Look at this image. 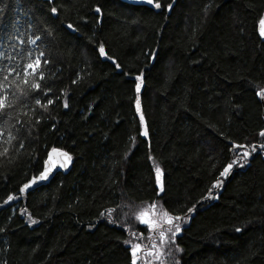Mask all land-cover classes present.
Wrapping results in <instances>:
<instances>
[{
  "label": "trees",
  "instance_id": "obj_1",
  "mask_svg": "<svg viewBox=\"0 0 264 264\" xmlns=\"http://www.w3.org/2000/svg\"><path fill=\"white\" fill-rule=\"evenodd\" d=\"M154 2L0 0V264H264V0ZM53 147L71 169L21 193ZM152 202L185 218L171 253Z\"/></svg>",
  "mask_w": 264,
  "mask_h": 264
},
{
  "label": "snow or ice",
  "instance_id": "obj_2",
  "mask_svg": "<svg viewBox=\"0 0 264 264\" xmlns=\"http://www.w3.org/2000/svg\"><path fill=\"white\" fill-rule=\"evenodd\" d=\"M146 2L149 5H152L154 3V0H146ZM155 7L156 8H160L161 5L159 2H155ZM173 7V5L169 4L168 8L171 9ZM0 11H2V9H0ZM97 12L100 11L99 8L96 9ZM51 12L53 14H55L57 12L56 8H52ZM259 24V34L261 37H264V17H261L260 20L258 21ZM73 26L71 24L68 25V28H72ZM37 39H39V37H37ZM29 43H35V40L29 41ZM101 55H105V50L103 48V46L100 47L99 49ZM41 56L44 55V53L40 54ZM44 63H48L47 60L44 61ZM41 65V61L39 59V57H37V59L35 60V63H29L27 65V69H31L32 73L34 74L37 69L40 67ZM117 67H119V65H117ZM26 69V70H27ZM43 74H41V79H43ZM5 79H7V77H5ZM136 85H135V89L137 93H140L141 91V85H142V75H138L136 76ZM25 83H27V80H25ZM33 89H39L40 88V84H33L32 85ZM257 95L260 96L261 98H264V90H261L259 92H257ZM41 102L40 100L36 101V104L39 105ZM53 101L52 100H48V104H52ZM8 105L6 104V97H0V110H3L7 107ZM65 107H68L67 102H65ZM46 107V106H45ZM136 110L137 112H140V97L139 95L136 98ZM140 121L141 124L144 123V117L143 115L140 116ZM145 135H147V133H144ZM259 135L261 137H264V131H261L259 133ZM237 148H241L244 147L243 145H237ZM262 149H264V144H262L260 146ZM7 151V149H5V152ZM55 151V149L53 150ZM252 152H255L256 149L253 147ZM251 153L249 151H244L242 153V157L244 158V162L246 163L247 160L246 158L250 155ZM68 160H71V157L68 156L67 153L63 154ZM239 159L233 160L231 163L227 164L226 167L223 168V171L220 172V176L221 177H227L230 174V171L232 170L233 166L239 163ZM45 164H47V161H45ZM66 166V165H64ZM242 166V165H241ZM50 169L48 167H45L44 170L40 173L39 179L40 180H44L47 179L48 177V173H49ZM156 173H157V184H160V168L159 166H156ZM36 178H34L32 181H30L28 184L23 185V187H21L20 192L24 193L26 189H28L31 184L36 183ZM221 181L218 179L213 185V188H219L221 186ZM161 191H163V188L161 187ZM209 195L211 196V189H209ZM15 197L12 195H9L7 200L5 201V203H8V201H12ZM151 209V212H149L147 209H142L141 211L135 213L136 219L141 223L144 224L148 227L149 231L152 233H157L159 234V240L158 243L160 245H163L165 247L168 248V252L171 253V247L170 245L175 244V239L178 233L181 232V221L184 220V217H181L179 215H175L173 216L172 214H170V212L168 210H163L162 206L159 205L157 202H152L149 206ZM195 205L192 208L188 209V213H191L195 210ZM109 213L111 214V212L113 211L112 209L108 210ZM101 215H103V213H101ZM30 223H36L35 220H30ZM242 229L237 228L236 231L240 232ZM125 244L130 246V256H131V262L130 264H138V261H140L141 257H140V253L141 251H143L142 249V245L139 243H131L130 240H125L124 241ZM153 249L156 248V245L154 244ZM175 251L176 252H180L182 251V249L179 248V246L175 247ZM149 255H155V253L150 252ZM159 260V257H157V261ZM176 264H179V261L176 262Z\"/></svg>",
  "mask_w": 264,
  "mask_h": 264
},
{
  "label": "water",
  "instance_id": "obj_3",
  "mask_svg": "<svg viewBox=\"0 0 264 264\" xmlns=\"http://www.w3.org/2000/svg\"><path fill=\"white\" fill-rule=\"evenodd\" d=\"M45 1L51 2L52 0H45ZM149 6L155 8V10H158L159 9V8H156L155 7V2L152 5H149ZM257 33H258V35H259L260 38L264 39V37H261L260 34H259V24L257 25ZM54 149H55V151H53ZM64 153H67L68 156L71 157V160H68L63 155ZM45 161H47V164H45ZM72 164H73V158H72V156H71V154L69 152H67L66 150H64L62 148H58V147L51 148L48 151L47 155H46V158H45V160L43 162V165H42L41 170L36 175H34L33 177H30L29 180L26 181L23 184V185L28 184L30 181H32L34 178H36V181L37 182L34 183V184H31V186L28 189H26L25 192L32 191L33 189H35V188H37L39 186H42V185L47 184L59 172H61V173L62 172L67 173L71 169ZM247 164H248V162H247ZM64 165H66V166H64ZM241 165L242 166L244 165V160L240 164V167H242ZM45 167H48L50 169V171L48 173V177H47V179L40 180L39 179L40 173L44 170ZM233 169L234 168H232V170ZM232 170L230 171V174H231ZM229 175H228V177H229ZM220 181L222 182L220 188L219 189L218 188L213 189V191L215 193L214 196H213V194L211 192V196L208 195L206 198L202 199L201 201H205V200L209 201V200H212V199H214V200H217L218 199L221 190L223 189L225 183L228 181V178L225 181H223V180L220 179ZM23 185H22V187H23ZM197 205H198V203L195 206H197ZM190 220H191V216L189 217V220L188 221H190ZM157 236L158 235H156L155 237L158 238Z\"/></svg>",
  "mask_w": 264,
  "mask_h": 264
},
{
  "label": "rangeland",
  "instance_id": "obj_4",
  "mask_svg": "<svg viewBox=\"0 0 264 264\" xmlns=\"http://www.w3.org/2000/svg\"><path fill=\"white\" fill-rule=\"evenodd\" d=\"M28 58H30V57L28 56ZM29 60H30V59H29ZM29 63H33V62L30 61V62H28V64H29ZM28 64H27V65H28ZM33 176H34V175H33ZM33 176H31V177H33ZM148 211H149V210H148ZM149 212H150V211H149ZM135 218H136V216H135ZM136 220H137V219H136ZM137 221H138V220H137ZM138 222H139V221H138ZM139 223H140V222H139ZM142 225H144V224H142ZM157 234H158V232H157ZM157 237H158L157 239L159 240V234H158ZM158 240L156 241L157 243H158ZM132 242H133V241H132ZM144 247H145V245L143 244V245H142V248H144ZM155 262H156V264H158L157 261H155ZM146 263H147V264H150V263H149V258H146Z\"/></svg>",
  "mask_w": 264,
  "mask_h": 264
},
{
  "label": "flooded vegetation",
  "instance_id": "obj_5",
  "mask_svg": "<svg viewBox=\"0 0 264 264\" xmlns=\"http://www.w3.org/2000/svg\"><path fill=\"white\" fill-rule=\"evenodd\" d=\"M152 243V242H149V244Z\"/></svg>",
  "mask_w": 264,
  "mask_h": 264
}]
</instances>
